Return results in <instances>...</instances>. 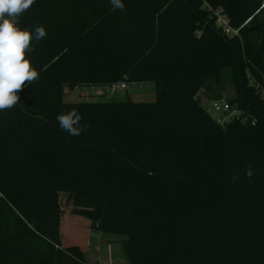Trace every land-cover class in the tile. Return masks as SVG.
Wrapping results in <instances>:
<instances>
[{"label": "trees", "instance_id": "trees-1", "mask_svg": "<svg viewBox=\"0 0 264 264\" xmlns=\"http://www.w3.org/2000/svg\"><path fill=\"white\" fill-rule=\"evenodd\" d=\"M123 2L35 0L19 18L47 36L26 54L39 80L0 111V264H89L91 230L125 236L129 264H264V0ZM226 67L251 118L223 126L198 94ZM121 82L155 83V101L64 102ZM72 109L79 136L56 120Z\"/></svg>", "mask_w": 264, "mask_h": 264}, {"label": "clouds", "instance_id": "clouds-1", "mask_svg": "<svg viewBox=\"0 0 264 264\" xmlns=\"http://www.w3.org/2000/svg\"><path fill=\"white\" fill-rule=\"evenodd\" d=\"M35 3V0H0V111L12 109L19 103L18 93L39 80L40 75L31 64L27 53L33 51L32 42L47 36L44 26L37 23L32 29L20 28L19 18ZM112 10L125 11L123 0H109ZM59 128L71 136H79L90 128L82 124V115L72 109L56 117ZM254 174L251 162L245 167L250 180ZM237 176L232 177L235 183Z\"/></svg>", "mask_w": 264, "mask_h": 264}, {"label": "rangeland", "instance_id": "rangeland-1", "mask_svg": "<svg viewBox=\"0 0 264 264\" xmlns=\"http://www.w3.org/2000/svg\"><path fill=\"white\" fill-rule=\"evenodd\" d=\"M214 81V80H213ZM211 84V83H210ZM214 89H202L198 98L202 105H211V101L219 95L222 99L231 101L236 98V89L231 79L229 68H224L222 78L219 82L213 83ZM98 92H103L99 94ZM156 86L153 82H129L127 88L116 91L113 95L104 86H78L72 88L66 86L64 102H124L132 101H155ZM59 197V203L61 201ZM67 199V198H66ZM66 199H64V204ZM63 204V205H64ZM61 205V203H60ZM127 238L121 235L104 234L98 230H91L88 250L86 252L89 264H129L124 251V242Z\"/></svg>", "mask_w": 264, "mask_h": 264}, {"label": "built area", "instance_id": "built-area-1", "mask_svg": "<svg viewBox=\"0 0 264 264\" xmlns=\"http://www.w3.org/2000/svg\"><path fill=\"white\" fill-rule=\"evenodd\" d=\"M211 10L216 16L217 27H219L224 34L230 37L238 36L240 34V28L232 27L226 15H223L216 10L213 9ZM106 87L111 93V95H113L116 91L127 88V83L121 82ZM98 93L102 94L103 92H98ZM260 93L264 97L263 88L260 89ZM211 102H212L211 105L208 104L206 106L207 112L211 114L217 120V122L223 126L228 125L234 119H241L242 116H244L243 111L240 110L236 104H231L230 101H227L225 99H220V100H213ZM250 118H251L250 115L244 116L243 122H247L248 119ZM252 120L255 121V119Z\"/></svg>", "mask_w": 264, "mask_h": 264}, {"label": "water", "instance_id": "water-1", "mask_svg": "<svg viewBox=\"0 0 264 264\" xmlns=\"http://www.w3.org/2000/svg\"><path fill=\"white\" fill-rule=\"evenodd\" d=\"M71 87L72 88H75L76 86L75 85H71ZM68 197V193L67 192H61V201H60V203H61V205H63L64 204V199H66Z\"/></svg>", "mask_w": 264, "mask_h": 264}]
</instances>
